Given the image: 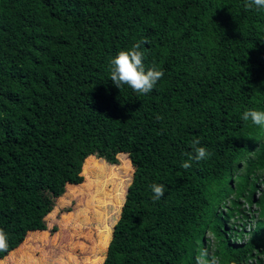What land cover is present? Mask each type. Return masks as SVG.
<instances>
[{
  "label": "trees",
  "instance_id": "1",
  "mask_svg": "<svg viewBox=\"0 0 264 264\" xmlns=\"http://www.w3.org/2000/svg\"><path fill=\"white\" fill-rule=\"evenodd\" d=\"M244 5L0 0V259L89 155L131 170L156 153L166 116L160 164L116 228L109 263L196 264L207 248L220 264H264V128L241 119L264 111V9ZM142 40L145 67L163 72L146 95L109 80V61ZM196 139L211 155L184 169ZM152 184L164 186L159 200Z\"/></svg>",
  "mask_w": 264,
  "mask_h": 264
},
{
  "label": "rangeland",
  "instance_id": "2",
  "mask_svg": "<svg viewBox=\"0 0 264 264\" xmlns=\"http://www.w3.org/2000/svg\"><path fill=\"white\" fill-rule=\"evenodd\" d=\"M167 110L174 113L176 106L170 104ZM172 125L173 119L162 118L157 140L152 142L156 153L145 154L131 170L116 158L89 155L47 218L0 264H110L121 243L116 228L129 218L131 209L136 211L132 202L141 193V184L152 181Z\"/></svg>",
  "mask_w": 264,
  "mask_h": 264
},
{
  "label": "clouds",
  "instance_id": "3",
  "mask_svg": "<svg viewBox=\"0 0 264 264\" xmlns=\"http://www.w3.org/2000/svg\"><path fill=\"white\" fill-rule=\"evenodd\" d=\"M244 7L246 9H264V0H245ZM147 40H142L134 44L128 50H121L117 55L109 61V80L112 84L120 89L127 86L133 92L141 95L149 94L158 81L163 77V72L155 67L146 68L144 64V54L140 50L142 44H146ZM160 119V117H157ZM241 119L244 121L251 120L252 124L264 128V111L250 109L243 112ZM199 139L193 140L191 144L192 152L188 154V160L181 167L188 169L191 167L190 161H204L211 155L203 146H199ZM151 191L154 194L153 200H159L164 195V186L160 184H152ZM8 248L7 234L0 229V251ZM196 264H220L215 256L209 257L207 248L201 249L196 257Z\"/></svg>",
  "mask_w": 264,
  "mask_h": 264
}]
</instances>
